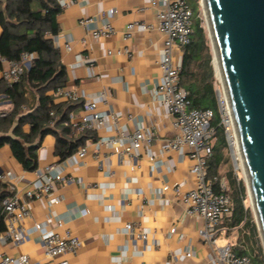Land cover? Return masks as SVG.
I'll use <instances>...</instances> for the list:
<instances>
[{
    "label": "crops",
    "instance_id": "crops-1",
    "mask_svg": "<svg viewBox=\"0 0 264 264\" xmlns=\"http://www.w3.org/2000/svg\"><path fill=\"white\" fill-rule=\"evenodd\" d=\"M59 3L60 31L52 39L67 72L65 88L80 95L73 112L74 121H81L83 103L87 100H97L98 112L117 114L118 118L112 121L110 130L88 131L92 136L82 145L88 147L84 158L75 156V152L61 161L55 155V136L45 137L38 150L36 170L59 165L63 176L73 179L69 185L57 186L56 195L61 201L53 206L45 198L30 200L26 196L37 182L36 170H25L8 145L0 148L3 178L0 183L7 185L11 196L18 195L28 203L30 210V217L24 221L29 240L20 246L0 244V254L27 255L39 264L63 260L69 264H212L210 256L214 248L205 244L198 233L204 221L191 216L182 200L183 192L195 186L191 174L194 162L187 150L162 152L164 142L174 138L176 130L168 109L154 98L162 77L159 62L165 42V36L157 30L156 10L151 8L150 0H59ZM111 10L117 13L111 15ZM86 17L93 18V24L83 26L80 22ZM107 21L113 24L115 34L95 39L92 30L104 28ZM133 22L154 28L137 29L132 39L126 41L123 32ZM69 39L70 51L66 48ZM125 48L132 54L108 53ZM184 54L185 49L176 51V64L182 65ZM5 68L3 63L0 70ZM104 91L107 102L100 100ZM64 101L65 98L55 97L57 103ZM9 104L6 100L1 102L3 106ZM137 126H154L155 137L149 150L143 147L134 160L119 157L107 147L97 152L96 142L102 137H119L122 132H133ZM24 131H30L29 125ZM175 185L181 186V193L174 190ZM165 186L170 188L164 190ZM46 222L49 229L61 234L70 230L83 241L76 255L46 257L41 235L32 231L35 224ZM128 224L137 233H146L147 240L129 233ZM231 230L219 226L218 246L233 242L229 237ZM187 252L192 257L184 258Z\"/></svg>",
    "mask_w": 264,
    "mask_h": 264
},
{
    "label": "built area",
    "instance_id": "built-area-1",
    "mask_svg": "<svg viewBox=\"0 0 264 264\" xmlns=\"http://www.w3.org/2000/svg\"><path fill=\"white\" fill-rule=\"evenodd\" d=\"M151 8L156 10L157 30L165 36L162 58L159 67L162 72L160 82L154 91V98L163 104L172 118L173 127L176 130L175 136L168 139L162 146L163 153L182 152L187 150L188 157L194 162L191 174L194 178V188L183 192L182 200L188 206V213L196 219H202L204 226L198 231L201 240L214 248V253L210 256L212 264H252V259L248 255H239L234 251L235 244L227 243L222 246L217 245L218 228L226 217L232 213V201L228 182L218 176H209V162L213 157V148L216 141L215 128L212 123L216 113L212 109L195 108L192 106L188 92L181 83V65L175 63L174 57L178 50L184 49L192 41L194 34V15L188 0H150ZM111 15L117 13L111 10ZM93 18L86 17L81 20L83 26L93 24ZM154 26L133 22L127 25L123 32L124 40L132 39L137 29L151 30ZM116 30L107 21L102 29L92 30L95 39L101 37H111ZM69 39L66 48L71 50ZM109 54H128L131 50L125 48L116 52L109 51ZM34 54H23L19 61H6V68L2 71V78L9 85L18 82L25 71L30 70ZM224 91V90H223ZM54 97L65 98L70 101H79L80 95L77 91H69L66 88H58ZM218 111L220 114V125H222L227 144L231 155L240 157L236 145L237 136L234 122L229 107L227 97L224 92L218 91L216 94ZM1 100V97H0ZM100 100L107 102V92L100 94ZM1 105V103H0ZM6 112H0V117H5ZM117 114H102L98 112V101L87 100L83 103V116L80 122L74 121V115H69V120L64 123L71 127L74 135H80L89 130L98 128L111 129L113 120ZM155 137V128L137 126L133 132H122L119 137H102L96 142L97 152L102 147L113 150L119 157L129 156L132 160L137 158L143 147H149ZM88 152L87 146L77 149L75 156L84 158ZM152 159V154L149 153ZM37 182L34 189L26 192L30 200L45 198L49 206L58 204L61 198L56 195L58 185L66 186L73 182L72 178H66L60 171L59 165H48L43 170H36ZM2 178V177H0ZM3 179V178H2ZM170 187L165 186L164 190ZM14 190L13 188H11ZM174 190L181 193V186L175 185ZM3 217L6 229L0 234V244H11L20 246L29 240V231L24 225V221L30 217L28 203L21 200L18 195H12L3 200ZM62 226L61 222L57 223ZM48 223L35 224L32 231L38 232L45 244V254L49 259H56L65 255H76L83 246V241L73 235L70 230H65L62 234L49 229ZM126 230L143 241L147 240V234L136 232L132 224L126 226ZM175 232L171 230V234ZM192 257L191 252H187L184 258ZM178 258L175 257V260ZM0 264H39L33 262L29 256L20 255L18 257L1 255ZM55 264H69L67 260Z\"/></svg>",
    "mask_w": 264,
    "mask_h": 264
},
{
    "label": "trees",
    "instance_id": "trees-1",
    "mask_svg": "<svg viewBox=\"0 0 264 264\" xmlns=\"http://www.w3.org/2000/svg\"><path fill=\"white\" fill-rule=\"evenodd\" d=\"M198 1L195 0L196 5L192 8L193 15L198 10ZM61 11L59 0H0V69L3 60L19 61L23 54L35 55L30 70L25 71L18 82L9 85L0 79L1 100L10 102L8 106H0V112L7 113L0 117V148L8 145L15 160L27 171L38 168V150L46 136H55V155L61 161L73 155L92 136L88 131L76 136L71 127L64 125L78 101L57 103L53 94L58 88H65L67 83L66 69L52 39L60 31L57 17ZM184 49L181 83L192 106L212 109L216 113L212 123L216 141L209 162V176L222 178L220 169L228 162L224 153L227 141L220 125L211 56L206 55V34L195 17L192 41ZM26 125L30 127L29 132L24 131ZM228 180L232 213L224 220L228 228L244 231L240 244L235 245L236 253L250 256L252 264H264V250L258 248L257 227L244 205V183L237 181L232 170L228 172ZM10 196L7 185L0 183V232L6 229L2 203Z\"/></svg>",
    "mask_w": 264,
    "mask_h": 264
},
{
    "label": "water",
    "instance_id": "water-1",
    "mask_svg": "<svg viewBox=\"0 0 264 264\" xmlns=\"http://www.w3.org/2000/svg\"><path fill=\"white\" fill-rule=\"evenodd\" d=\"M201 1L264 248V0Z\"/></svg>",
    "mask_w": 264,
    "mask_h": 264
},
{
    "label": "rangeland",
    "instance_id": "rangeland-1",
    "mask_svg": "<svg viewBox=\"0 0 264 264\" xmlns=\"http://www.w3.org/2000/svg\"><path fill=\"white\" fill-rule=\"evenodd\" d=\"M189 3H190L191 8H194L195 5H196L195 4V0H189ZM194 17H195V20H200L201 26L204 28V31H205V34H206L207 46H208V50L206 51V55H210L211 56V65H212L213 71H214L215 92H216V94H217L218 91H220L222 93V92H224L223 91V86L221 84V81L218 80V78L216 76V71L214 70L215 66H214V63H213L214 62L213 61L214 60L213 47H212L211 40H210V37H209V30H208V26H207L206 17H205V11H204V7H203V4H202L201 0L198 1V10H197V12L194 11ZM1 33H2V31H1V27H0V36H1ZM0 73L2 74L1 70H0ZM1 102H2V100H0V103ZM0 106H3V105H0ZM224 153H225V157L227 158L228 162L221 167L220 176L222 178H224L228 182V185H229L228 172L230 170H232L234 175L237 177V181L244 183V186L246 188V199L244 200V205H245V208L251 212V214H252V222L256 225L257 230H258V236H259L258 248H260V247L263 248V244H262V240H261V237H260L257 221H256L255 214H254V211H253V208H252L250 195H249L247 184H246V181H245V174H244V172L242 170L243 167L241 168L240 166L239 167L236 166L235 159L231 155V151H230V148H229L228 144H227V148L224 151ZM238 163H240V162H238ZM229 189L231 191L230 185H229ZM220 226L227 227L226 221L224 220L221 223ZM242 236H244V231L240 230V228H235V229H233V230H231L229 232V237H231V239L233 241L231 243H233L235 245L240 244L239 240H240V238ZM263 250H264V248H263ZM234 251L236 252V248L235 247H234Z\"/></svg>",
    "mask_w": 264,
    "mask_h": 264
},
{
    "label": "bare ground",
    "instance_id": "bare-ground-1",
    "mask_svg": "<svg viewBox=\"0 0 264 264\" xmlns=\"http://www.w3.org/2000/svg\"><path fill=\"white\" fill-rule=\"evenodd\" d=\"M214 66H215V71H216V76L218 78L219 81H221V84H222V76H221V70H220V66H219V62L217 60V58L215 57L214 60ZM236 145H237V148L239 150V154H240V157L239 158H236L237 160V167H243V171H244V165H243V162H242V158H241V153H240V149H239V144H238V141H236ZM240 162V163H238ZM250 195V194H249ZM250 200H251V197H250Z\"/></svg>",
    "mask_w": 264,
    "mask_h": 264
}]
</instances>
